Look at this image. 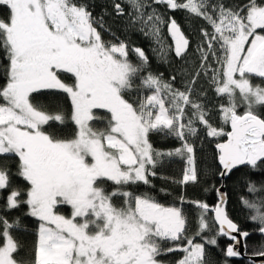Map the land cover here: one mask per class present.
<instances>
[{"label":"snow or ice","instance_id":"obj_1","mask_svg":"<svg viewBox=\"0 0 264 264\" xmlns=\"http://www.w3.org/2000/svg\"><path fill=\"white\" fill-rule=\"evenodd\" d=\"M234 260L264 264V0H0V264Z\"/></svg>","mask_w":264,"mask_h":264},{"label":"trees","instance_id":"obj_2","mask_svg":"<svg viewBox=\"0 0 264 264\" xmlns=\"http://www.w3.org/2000/svg\"><path fill=\"white\" fill-rule=\"evenodd\" d=\"M97 11H99V9H97ZM176 18L178 19V21L184 26L186 31H189L193 25L186 22L184 19V16L182 13H177L176 14ZM132 39L138 44L141 45L145 48L146 51H148V54L151 56V42L144 39V37H142L139 34H134L132 36ZM152 67L154 70H158L159 72L164 73L165 77H170L174 72H178L179 71V66L176 64H173L172 66H169L168 64H162L159 61H157L155 59V57H153V64ZM256 83H259V80L255 81ZM153 143L154 146L157 148H167V147H174L176 146V142L169 138L167 140H165L162 137H157L154 136L153 137ZM199 143V142H198ZM205 148V155L206 158L203 159L201 167L202 168H210L212 165V160H211V150L209 148L208 145L204 146ZM183 165L182 162L179 161L178 159H176L173 162L170 163H166L164 165L163 168H161L159 170V173L156 177L152 178V182L155 185V189L154 191L159 193L161 188H164L168 191H176L178 189H176V186L173 185L171 183V180L169 178H179L180 175V170L182 169ZM237 176L239 175V173L236 174ZM235 180H236V176H233L230 179H226L225 181V190L229 195V202L227 205L228 208V212L230 214V216L237 221L238 223H240V225L248 230H251L253 225L251 222L246 220V217L248 215L247 210H245L242 205L240 204L239 201V196L240 194H242L243 190H238L236 188L235 185ZM214 182L213 180H210V183ZM188 195L189 197H197L200 196L201 198H204V195L202 193V190L197 187V188H189L188 189ZM161 199V202L165 201V196L163 193H160L159 197ZM167 199H171V197H167ZM208 202L210 204H214L215 203V196L211 195L207 197ZM15 215V213H14ZM260 236L258 235H253L250 240H249V254H251L253 252V244H258L260 241ZM221 244H223V241H221ZM218 252V249L216 250ZM232 264H242V262L240 261H236L234 260L232 262Z\"/></svg>","mask_w":264,"mask_h":264},{"label":"water","instance_id":"obj_3","mask_svg":"<svg viewBox=\"0 0 264 264\" xmlns=\"http://www.w3.org/2000/svg\"><path fill=\"white\" fill-rule=\"evenodd\" d=\"M224 191H226V190H225V182H224Z\"/></svg>","mask_w":264,"mask_h":264}]
</instances>
